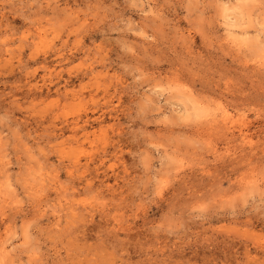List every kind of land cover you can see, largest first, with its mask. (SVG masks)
<instances>
[{
  "label": "rangeland",
  "instance_id": "obj_1",
  "mask_svg": "<svg viewBox=\"0 0 264 264\" xmlns=\"http://www.w3.org/2000/svg\"><path fill=\"white\" fill-rule=\"evenodd\" d=\"M0 264H264V0H0Z\"/></svg>",
  "mask_w": 264,
  "mask_h": 264
},
{
  "label": "bare ground",
  "instance_id": "obj_2",
  "mask_svg": "<svg viewBox=\"0 0 264 264\" xmlns=\"http://www.w3.org/2000/svg\"><path fill=\"white\" fill-rule=\"evenodd\" d=\"M228 116V115H227ZM225 118H227V117H225ZM230 118V117H229Z\"/></svg>",
  "mask_w": 264,
  "mask_h": 264
}]
</instances>
